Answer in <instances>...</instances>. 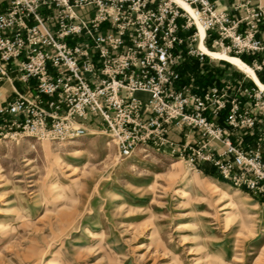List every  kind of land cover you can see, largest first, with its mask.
<instances>
[{
    "label": "built area",
    "instance_id": "2783aa9c",
    "mask_svg": "<svg viewBox=\"0 0 264 264\" xmlns=\"http://www.w3.org/2000/svg\"><path fill=\"white\" fill-rule=\"evenodd\" d=\"M184 1L195 17L175 0H0V87L16 78L34 89L0 98V137L66 140L85 132L81 120L97 117L120 156L168 147L264 203V90L182 82L178 49L196 42L197 19L208 48L250 54L261 71L264 0L238 4L239 18L210 0ZM185 53L203 55L191 46ZM175 131L182 142L171 139Z\"/></svg>",
    "mask_w": 264,
    "mask_h": 264
},
{
    "label": "rangeland",
    "instance_id": "374dc122",
    "mask_svg": "<svg viewBox=\"0 0 264 264\" xmlns=\"http://www.w3.org/2000/svg\"><path fill=\"white\" fill-rule=\"evenodd\" d=\"M194 43L182 77L212 85L221 60L186 54ZM81 121L66 140L0 137V264H264L263 202L168 147L120 156L99 118Z\"/></svg>",
    "mask_w": 264,
    "mask_h": 264
},
{
    "label": "crops",
    "instance_id": "0c3cea01",
    "mask_svg": "<svg viewBox=\"0 0 264 264\" xmlns=\"http://www.w3.org/2000/svg\"><path fill=\"white\" fill-rule=\"evenodd\" d=\"M210 1L215 6H217L218 8L230 13L231 16L234 18H239L245 14L244 8H237L236 7V6H238V4L242 3L244 0H210ZM257 1L258 0H251V3L255 4V3H257ZM258 25H259V28L256 32V37L258 39L264 41V20H258ZM238 29L240 31H242L244 29V24H240ZM242 55L247 59L246 61H244V63H246L247 65L252 67V61L254 59V56H252L250 54H242ZM239 59H241V58L239 57ZM258 59H260V55L258 56ZM193 60L198 61V56H196V58H193ZM183 61H184V59H183ZM183 61L180 64V71H181V68L183 66ZM220 67L221 68H220L219 73L217 75H215L216 79L210 80L211 84H220V85L229 84L230 86L237 88L238 86L239 87L252 86L255 83L250 78H249L250 80H244L243 77L241 78L239 75H242V74H239L238 70L231 68L223 60H221ZM254 73H255L257 79L259 80V82L264 84V68L261 71H254ZM188 75L190 76V74H188ZM258 75L261 78H263V82L260 81ZM182 82H185V83L189 82V79H184L182 77ZM32 83H33V81L30 80L29 84H24L23 82L19 81L18 79L13 78L11 81L3 83L2 86L0 87V98L4 99V98L13 97L15 95V93L32 94L34 92V89L28 87V85H31ZM203 87H205V86H201L200 88H203ZM226 112H227L226 110L223 111L222 117ZM262 126H264V122L262 123ZM170 137L174 142H182L184 140V134L181 132H177V131L172 132ZM244 137H245V139H247L249 141L253 139L252 137H250V134H248V133L244 134Z\"/></svg>",
    "mask_w": 264,
    "mask_h": 264
},
{
    "label": "bare ground",
    "instance_id": "6f19581e",
    "mask_svg": "<svg viewBox=\"0 0 264 264\" xmlns=\"http://www.w3.org/2000/svg\"><path fill=\"white\" fill-rule=\"evenodd\" d=\"M182 8H184L189 14H191L193 17H195V13L194 10L192 8V6H190L187 2H185L184 0H175ZM196 27H197V37H196V42L194 43V47L196 49H198L202 54H205L207 56H209L212 59H222L227 61L228 63H230L231 65H233L235 67L236 70L246 74L247 76L251 77V80H253L262 90H264V84H262L261 82H259V80L257 79L254 70L252 69L251 66L247 65L246 63H244L242 60H240L238 57L233 56V55H229L226 54L222 51L219 50H213L208 48L205 44H204V38H205V31L202 28L201 24L197 21L196 19ZM139 151L144 150L143 148L139 147L138 149ZM192 184V180L189 181V185ZM224 190L231 196V198H235L238 201L243 202V204L245 202H248V197H246L245 195H242L241 192L237 189L234 188H230V186L225 185L224 186ZM239 204V203H238ZM245 208H242L243 213L245 214L246 209H248L249 207L253 208H249L251 211H254V206L255 205H245ZM249 206V207H248ZM246 215V214H245ZM250 217H254V215H250Z\"/></svg>",
    "mask_w": 264,
    "mask_h": 264
},
{
    "label": "trees",
    "instance_id": "16d2710c",
    "mask_svg": "<svg viewBox=\"0 0 264 264\" xmlns=\"http://www.w3.org/2000/svg\"><path fill=\"white\" fill-rule=\"evenodd\" d=\"M239 57L243 60V62L247 60L243 55H240ZM239 57H238V58H239ZM241 59H240V60H241ZM188 66H189V65H188ZM188 66L183 67L182 70H183L184 73L187 72V71H188V72H190V71L193 72V71H194V73L196 72V70H195L194 68H189ZM189 70H190V71H189ZM188 72H187V73H188ZM181 74H182V73H181ZM258 77H259L260 81L263 82V78H261L259 75H258ZM199 88H200V87H199ZM201 170H202L203 172H205L206 174H210V175L212 174V173H210V171H209L205 166H202V167H201ZM218 179H219V180H222V179H220V178H218Z\"/></svg>",
    "mask_w": 264,
    "mask_h": 264
}]
</instances>
